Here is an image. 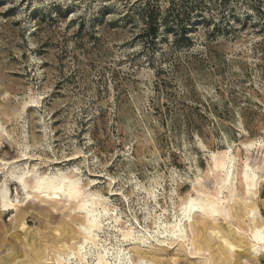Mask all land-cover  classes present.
Masks as SVG:
<instances>
[{
	"label": "rangeland",
	"instance_id": "374dc122",
	"mask_svg": "<svg viewBox=\"0 0 264 264\" xmlns=\"http://www.w3.org/2000/svg\"><path fill=\"white\" fill-rule=\"evenodd\" d=\"M133 1L0 0V189L7 182L17 207H0V264H59L57 254L81 240L74 202L28 188L24 196L12 180L23 171L28 185L74 174L108 198L113 215L153 232L188 196L214 191L212 154L227 149L235 158L228 215L193 216L212 251L193 256L153 240L145 249L159 264H207L202 256L217 255L226 238L235 248L219 264H264L243 236L249 208L264 222V0H206L190 50L171 35L144 47L140 21L128 17ZM244 161L259 177L255 196L240 181Z\"/></svg>",
	"mask_w": 264,
	"mask_h": 264
},
{
	"label": "bare ground",
	"instance_id": "6f19581e",
	"mask_svg": "<svg viewBox=\"0 0 264 264\" xmlns=\"http://www.w3.org/2000/svg\"><path fill=\"white\" fill-rule=\"evenodd\" d=\"M33 101L36 102V100ZM230 151L227 149L212 154L213 170H215L214 191L210 193L206 192L207 190L205 192L195 190L196 195L188 196L181 203L179 213L174 215L172 221L167 222L161 219V221L159 219L154 221L153 223L156 225V229L153 232H148L147 229L146 231H138L132 224H127L126 221H122L120 216L113 215L110 212L108 198L102 197L98 193L85 190L86 188L83 187L79 178L74 174H42L34 177L29 185L26 180L27 174L25 171L15 176V178L13 177L14 179H11L25 189L24 196L30 195V192L27 191L28 188L38 194V196L49 200L58 199L61 201V199H64L69 202H74L75 209L81 216L79 218L81 219V223L79 224L81 240L80 242L78 241L79 243L76 246H69V251L66 250L68 253L65 256H61L63 254H57L58 259L57 256L55 259L59 261V264H70L71 259H74L75 263L77 262L78 264H159L161 262H157V258L160 260L162 258L156 256L158 253L156 252L155 255L151 249H145L147 248L146 243L149 240L155 241L160 247L171 243L184 245L193 256H197L195 254H200V252L206 253V251H212H210V244L206 235L199 230L198 223L193 220V216H200L204 222L205 218L208 217L213 216L219 218L228 215L229 207L227 206V202L231 196L228 197L224 193H230L233 190L234 192L232 193L235 194L233 185L235 158ZM258 179L256 170L247 161H244L240 171V181L245 193L250 196H255ZM5 183L7 184V182ZM6 184L0 189V207L4 210L17 209L16 203L12 201L8 194ZM235 201L236 203H241L238 198ZM231 207H234V205ZM255 215L257 217L256 207L247 210L246 217L250 222L248 227L249 232L243 235L248 241V251L252 257L264 254V222L260 226H257V223H254ZM106 230H112L116 234L118 233L117 237L119 239L116 244L107 242L106 238L102 239L100 233ZM187 230H189L190 235ZM218 232V230H215L216 234ZM232 233L233 231L231 229H227L228 235ZM242 238L238 241V246H241L243 242ZM222 240L224 245L218 246L219 252H217V255L208 256L209 258L202 256L207 264H215V262H218L216 258L219 260L222 259L225 262V260L227 261L231 257V251L235 248V245L226 238H222ZM131 251L136 255V260L132 259ZM220 263L222 264L223 262ZM216 264H219V262Z\"/></svg>",
	"mask_w": 264,
	"mask_h": 264
},
{
	"label": "trees",
	"instance_id": "16d2710c",
	"mask_svg": "<svg viewBox=\"0 0 264 264\" xmlns=\"http://www.w3.org/2000/svg\"><path fill=\"white\" fill-rule=\"evenodd\" d=\"M205 9L206 0H167L164 7L160 0H134L128 17L140 21L142 28L136 37L144 47L155 46L165 39L163 35H171L174 47L190 50L193 40L188 34L205 22Z\"/></svg>",
	"mask_w": 264,
	"mask_h": 264
}]
</instances>
